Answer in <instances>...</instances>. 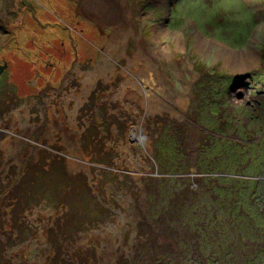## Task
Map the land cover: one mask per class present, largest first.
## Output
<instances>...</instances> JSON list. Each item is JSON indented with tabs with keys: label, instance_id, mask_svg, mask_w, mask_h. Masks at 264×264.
I'll list each match as a JSON object with an SVG mask.
<instances>
[{
	"label": "rangeland",
	"instance_id": "1",
	"mask_svg": "<svg viewBox=\"0 0 264 264\" xmlns=\"http://www.w3.org/2000/svg\"><path fill=\"white\" fill-rule=\"evenodd\" d=\"M118 2L120 28L81 0H0V264H215L229 247L250 264L264 233V0ZM153 146L173 162L185 151L182 179ZM237 156L239 179L263 184L219 181L246 189L219 197L206 167ZM207 220L236 241L209 242Z\"/></svg>",
	"mask_w": 264,
	"mask_h": 264
},
{
	"label": "trees",
	"instance_id": "2",
	"mask_svg": "<svg viewBox=\"0 0 264 264\" xmlns=\"http://www.w3.org/2000/svg\"><path fill=\"white\" fill-rule=\"evenodd\" d=\"M154 148V152H153V156H154V159L156 161V164H157V167H159L161 169V171L163 172V174H165L169 179H182V175H176L177 173L179 174H182L179 170H172L171 172V169L174 168V167H181L183 164L184 165H188V163L186 161H182L180 158H182V155L185 154V151L183 149H181L180 147L178 148H175L174 149V152L176 153V158H174V162L169 159V157L166 156V154L169 153V151L164 148V146H160V147H156V146H153ZM235 155H238V154H235ZM181 156V157H180ZM239 156H237L235 158V162L231 165H227V167H216L217 164L215 165L214 162H212L211 164H208V166L206 167L209 168V166L212 167L213 171L207 169L206 171L207 174H209V172L212 174V175H215V174H222V176L220 178H212V177H205L206 180H207V183H209L210 186H212V184L214 186L217 185V194L218 196L220 197V195L222 194H225L224 196L228 195L231 193L232 195H236L237 193L242 195L244 198L246 195V193H244V191L246 189H244L243 191H239L237 192V190L235 189V187L233 188V191L231 189H223L220 187V184H217L219 181H228V182H235V183H238V182H244V183H249V182H253L251 183V185H246V188H253L255 183H256V187L258 188V185L261 184L262 182L260 181H252L251 179L249 180H245V181H242V179L240 180L239 178L240 177H243L244 174L243 173H236L234 170H237L236 166L238 165V167L241 169L243 168L241 165L243 163H241V159L239 158ZM194 168L197 170L198 167L197 166H194ZM166 170H168L169 172L166 174L164 173ZM205 171H203L204 173ZM244 172V171H243ZM210 174V175H211ZM171 176H179V177H175V178H172ZM234 176H236L237 178H234ZM247 177V176H246ZM164 177L162 178H159V179H163ZM249 178V177H248ZM206 183V184H207ZM263 184V183H262ZM213 186V187H214ZM207 187H208V184H207ZM261 196L263 197V195L261 194ZM261 196H260V199H261ZM217 202H219V200H217ZM260 203L264 204L262 202V199L260 201ZM155 204V202H154ZM259 206H261L259 204ZM212 208V207H211ZM224 210L222 206H219L217 208V212L218 211H222ZM257 218H258V222H259V226H261V229H263L264 231V226L262 224V222L264 223L263 220H259V219H264V209L261 208L260 211L258 210L257 211ZM249 219V218H248ZM247 219V220H248ZM254 222V221H253ZM207 223L209 226L208 228H205L204 231L200 232L199 233L201 234V236H203L205 239L209 240V242L211 243H215L216 245L219 244V245H225V244H230L232 242H235L236 239L234 236H231V233L233 231H231L232 229L230 228L231 226L223 223L221 226V229L219 230V232L215 233V234H212L211 232H209V229H210V226H214L215 223H216V220L212 222V225L210 223L209 220H207ZM252 224H248V226H251ZM254 226H256V223H253ZM191 228V225H189ZM201 229L200 227L197 228V230ZM227 229L228 231H230V235H227V236H224V233H221L223 232V230ZM207 232L208 234H210L211 236H209V238H207ZM261 237L263 238V242L260 244V246L258 247V249L256 250V252L252 253L251 256H249V253L247 252L248 256H249V261H250V264H252V259H262L264 258V233L261 234ZM249 244H247L248 246ZM233 247V245L231 246ZM249 248V247H248ZM239 251L237 252H234L230 247L228 248V250H225L224 249V254L215 261V264H245V262L243 260H241V257L242 254L244 255L243 252H241L240 249H238ZM236 257V258H234ZM189 258V259H188ZM187 259L189 260L188 264H193L195 262V258H192L191 256H189ZM183 261V259H182Z\"/></svg>",
	"mask_w": 264,
	"mask_h": 264
},
{
	"label": "bare ground",
	"instance_id": "3",
	"mask_svg": "<svg viewBox=\"0 0 264 264\" xmlns=\"http://www.w3.org/2000/svg\"><path fill=\"white\" fill-rule=\"evenodd\" d=\"M81 7L82 10H85L84 12H86L87 15L91 17L94 16V18L98 19L99 22H101L102 24L109 23L110 25H113L116 28H120L119 27L120 25L122 26L127 24V20H125L123 16V12H124L123 5L120 2H118V0H81ZM117 45H118L117 42L111 44L110 46L111 52L115 53L118 50V48L116 47ZM103 71L104 69H101V73ZM93 76L94 74H89V77H93ZM17 142L18 140L12 139L11 142H9L8 144L10 147H15ZM72 164L73 166H78V164L76 163H72Z\"/></svg>",
	"mask_w": 264,
	"mask_h": 264
},
{
	"label": "water",
	"instance_id": "4",
	"mask_svg": "<svg viewBox=\"0 0 264 264\" xmlns=\"http://www.w3.org/2000/svg\"><path fill=\"white\" fill-rule=\"evenodd\" d=\"M6 69H7V64H4L3 66L0 65V77L3 75Z\"/></svg>",
	"mask_w": 264,
	"mask_h": 264
}]
</instances>
